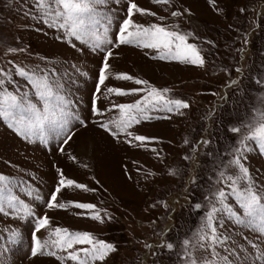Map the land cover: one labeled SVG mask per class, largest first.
<instances>
[{
  "label": "rangeland",
  "instance_id": "1",
  "mask_svg": "<svg viewBox=\"0 0 264 264\" xmlns=\"http://www.w3.org/2000/svg\"><path fill=\"white\" fill-rule=\"evenodd\" d=\"M132 2L156 13H134L136 23H157L190 34L189 42L198 47L204 64L160 60L155 58L157 50L120 45L116 33L127 14L128 0H109L108 37L113 40V55L108 60L109 78L97 93L102 51L43 23L33 14L34 0H0V68L10 70V61L29 68L55 67L65 83L72 111L86 124L73 121L76 134L63 145L57 137L47 142L25 139L0 118V174L12 178L13 194L30 203L36 214L18 218L0 213V260L4 264H60L54 257H32L30 253L36 217L44 215L50 224L37 232L42 241L54 240L49 233L59 226L87 231L112 243L116 251L95 264H183L181 241L206 210L196 209L194 204L206 205L210 191L224 187L216 183L217 173L226 170L225 157L231 158L233 137L240 135L230 133L229 126L247 122L253 107L264 109L260 100L264 94V0ZM173 11L181 14L174 17ZM120 73L149 84L117 79ZM109 87L167 88L170 98H181L190 107L180 112H151L152 119L129 131L157 139L128 143L130 137H113L99 125L119 118V109L113 105L134 103L146 91L118 96L108 93ZM93 99L99 115L92 113ZM110 127L116 130L114 125ZM205 140L209 143L204 144ZM247 165L264 182V156L252 150ZM58 169L87 190L63 188L57 202L65 203L66 208L48 209L46 201L57 186ZM29 189L38 191L42 199L27 195ZM70 201L95 205L103 222L92 219L91 210L76 208ZM228 228L234 231L232 225ZM9 230L20 234L15 243L8 240ZM167 242L174 243L172 250L164 246Z\"/></svg>",
  "mask_w": 264,
  "mask_h": 264
},
{
  "label": "snow or ice",
  "instance_id": "2",
  "mask_svg": "<svg viewBox=\"0 0 264 264\" xmlns=\"http://www.w3.org/2000/svg\"><path fill=\"white\" fill-rule=\"evenodd\" d=\"M152 2L167 5L170 0ZM108 5L109 0H34L33 4V14L43 23L62 30L67 36L90 44L104 53L96 85L97 93L109 78L108 60L113 55L110 47L113 40L108 37L111 24V9ZM134 13L156 15L155 12L138 7L135 2L128 0L127 14L120 21L116 33V42L120 45L157 50L158 55L155 58L160 60L199 66L204 64L198 47L189 42L190 34L169 30L157 23L147 26L138 24L133 19ZM180 14L177 11L171 13L174 17ZM160 19L163 20L164 17L161 16ZM9 51L15 52L17 49L10 48ZM9 63L12 65L10 70L0 68V118L7 120L14 131L25 139L36 138L47 142L50 137H57L62 140L63 145H67L76 134L73 121H78L84 126L86 124L72 111L71 101L64 92L65 83L60 78L58 69L39 66L29 68L11 61ZM16 77L20 79L17 80ZM117 79L134 80L137 85L149 84L147 80L134 78L126 73L118 74ZM256 83L260 84L261 81L257 80ZM107 91L118 96L146 91V95L134 103L113 105L119 109V118L99 125L113 137L121 134L130 137L128 143L133 140L145 142L157 139L129 131L133 125L152 119L151 112H180L190 107L189 103L181 98H170L167 88L125 90L109 87ZM260 100L264 103V94H261ZM252 111L253 115L247 122L241 121L240 126L230 125L228 128L230 133L240 135L233 137V146L228 154L231 158L225 157L226 170L217 173L216 183L224 187L211 190L205 197L206 205L194 204L196 209L203 207L206 210L198 225L190 230V235L181 241L183 251L179 258L183 264H264V182L258 181L247 165L252 150H257L258 155L264 156V109L253 107ZM92 113L100 114L95 99L92 101ZM110 125H114L116 130L113 131ZM185 143L188 141L185 140ZM203 143L208 144L209 141L205 140ZM195 150L194 146L193 152ZM60 151H64L63 146ZM58 172L57 186L46 201L48 209L66 208L65 203L57 202L58 194L63 188L87 190L86 185L66 179L62 170L58 169ZM13 187L12 178L0 174V213L18 218L35 216L31 204L13 194ZM27 195H34L36 200L42 199L38 191L34 192L32 189H29ZM68 203L79 209L91 210V218L103 222L95 205L75 201ZM49 224L47 215L36 217L30 242L32 257L43 254L54 257L60 264H65L66 261L73 264H95L97 261H105L116 251L112 243L100 240L87 231H73L59 226L49 233L50 237H55L54 240L42 241L37 232L47 228ZM229 224L234 231L229 230ZM9 232V242L15 243L20 236L19 232ZM76 245L83 247L76 248ZM164 246L172 250L174 243L167 242ZM0 264H4V261L0 260Z\"/></svg>",
  "mask_w": 264,
  "mask_h": 264
}]
</instances>
